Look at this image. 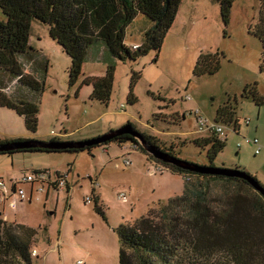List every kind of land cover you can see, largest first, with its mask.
<instances>
[{
	"label": "rangeland",
	"instance_id": "obj_1",
	"mask_svg": "<svg viewBox=\"0 0 264 264\" xmlns=\"http://www.w3.org/2000/svg\"><path fill=\"white\" fill-rule=\"evenodd\" d=\"M260 6L259 0H236L225 27L213 0H184L157 62H153L154 53L135 64L107 56V63L87 60L74 86L69 85L70 58L51 39L48 26L33 22V59L22 57L21 62L26 73L45 84L34 138L50 142L55 132L68 142H83L130 123L141 134L157 139L161 147L174 146L180 159L208 165L206 151L193 144L206 135L197 132V118L214 122L217 109L232 100L238 103L240 127L227 131L226 148L214 166L240 167L250 174L260 168L263 174L264 107L258 112L252 102L242 99L244 88L255 83L264 95L262 45L250 34L258 23ZM151 26L146 17L138 16L126 30V45L137 48ZM217 51L225 56L220 71L195 77L199 54ZM109 64L115 67V79L110 102L105 105L90 100L92 88L83 81L105 75ZM7 92L16 95V83ZM131 93L137 99L134 105L128 103ZM245 119L250 120L249 127L244 126ZM24 123L14 111L0 108V141L31 137ZM253 139L260 141L258 156H254L257 144ZM238 142L242 143L240 150ZM157 167L134 144L112 143L91 153L0 155V179L6 186L0 190V212L9 224L37 231L33 264H119L120 244L114 230L122 224L134 225L150 214L158 219L160 208L183 194L185 178L160 173ZM41 171L52 181L63 176L69 194L66 186L46 188L45 193H34L30 201L14 202L13 183ZM22 187L29 194L30 185ZM96 198L107 222L96 212Z\"/></svg>",
	"mask_w": 264,
	"mask_h": 264
},
{
	"label": "trees",
	"instance_id": "obj_2",
	"mask_svg": "<svg viewBox=\"0 0 264 264\" xmlns=\"http://www.w3.org/2000/svg\"><path fill=\"white\" fill-rule=\"evenodd\" d=\"M183 1L0 0V108L14 111L23 118L27 136H31L0 141V147L41 141L34 137L37 135L39 102L45 84L33 74L26 73L21 62L22 57L33 59L31 56L35 51L30 45L33 22L48 26L51 39L70 58L69 85L74 86L87 60L107 63V56L124 64H135L140 58L154 53L153 62H157L165 37ZM213 1L219 6L224 26H228L236 0ZM259 1L258 23L250 34L260 41L264 58V0ZM140 15L146 17L152 26L144 33L142 43L134 49L125 43L126 30ZM223 57L220 51L206 54L201 52L193 68V75L204 77L217 74ZM261 70L264 71V64ZM114 75L115 67L109 64L105 75L89 77L83 81V85L92 88L91 101L105 105L110 102ZM14 83L18 93L10 96L7 89ZM242 99L252 102L258 111L264 107V95L259 92L256 83L244 88ZM136 102L137 99L131 93L128 103L134 105ZM247 120L243 123L246 124ZM214 122L229 128H239L241 121L237 101L229 100L221 105L216 111ZM128 125L135 129L132 124ZM142 135L160 151L179 158L174 146L161 147L157 139ZM50 141L68 142L63 136H54ZM112 143L118 146L134 144L149 159L162 164V172L185 178L183 194L171 199L169 206L160 208L161 217L155 219L150 214L138 219L134 225L122 224L114 230L120 244L119 264H264V196L243 178L193 173L162 163L147 154L129 134L118 135L84 149L31 148L0 152V155L91 153L98 147ZM193 144L206 151L209 164L202 166L215 167L214 162L226 148L227 139L221 140L216 134H209L195 139ZM235 170L244 172L264 188L249 172L240 168ZM59 177L64 178L57 175L56 180ZM46 188L53 187L47 185L45 191ZM66 188L69 194L67 182ZM94 204L97 214L107 222L106 214L98 206V198ZM36 236V230L9 224L0 212V264H33L32 247Z\"/></svg>",
	"mask_w": 264,
	"mask_h": 264
},
{
	"label": "water",
	"instance_id": "obj_3",
	"mask_svg": "<svg viewBox=\"0 0 264 264\" xmlns=\"http://www.w3.org/2000/svg\"><path fill=\"white\" fill-rule=\"evenodd\" d=\"M122 134H129L132 137H134L137 140L138 144L146 151V153L150 154L152 157H154L155 159L159 160L162 163L174 165L176 167H179L180 169L190 171L193 173H200L204 175L240 177L248 181L257 192H259L264 196V188L258 183L252 181L249 177L245 175L244 172L241 171L239 172L235 169H219L216 167L201 166L173 157L169 154L160 151V149L157 148L156 146L149 144L144 139L143 135L140 132L133 129V127L129 125L128 126L126 125L118 130H115L112 133H108L99 138L89 141H83V142L27 141L25 143H12L0 147V152H8L11 150L31 149V148L48 149V150L84 149L92 145L102 144L110 140L111 138Z\"/></svg>",
	"mask_w": 264,
	"mask_h": 264
},
{
	"label": "built area",
	"instance_id": "obj_4",
	"mask_svg": "<svg viewBox=\"0 0 264 264\" xmlns=\"http://www.w3.org/2000/svg\"><path fill=\"white\" fill-rule=\"evenodd\" d=\"M135 49V48H134ZM188 100V98H187ZM198 113V111L196 112ZM198 120V126H197V132L200 133V135H209V134H216L221 140L227 139L228 138V133L227 131H230L231 128L224 126V125H220L217 124L215 122H211L208 121L206 119H204L203 117L199 116L197 118ZM250 124V120L246 121V125L248 126ZM53 136H56V134L54 132L51 133ZM250 142L249 140L247 141V143ZM253 143L257 144V149H256V154H259L261 149V145L259 143L258 139H253ZM241 144L239 143L237 144V149L241 148ZM157 170L160 171V173L162 172V167H157ZM66 179L59 177L56 181H52L50 176L44 172H40L39 174H29L27 176H24L21 180V182L17 183L14 182L13 186L10 187L11 190H13V195H14V202L16 201H30L32 200V195H34V193H45V186L49 185L52 186L54 188H56L57 190L60 189H64V187L66 186ZM30 185V192L29 194L27 193V191L25 190V188L22 187V185ZM94 186H97V183L94 184ZM6 186L4 184V181H2L0 179V190L4 189ZM5 191H7V189H5ZM17 198V199H16ZM34 253V252H33Z\"/></svg>",
	"mask_w": 264,
	"mask_h": 264
},
{
	"label": "crops",
	"instance_id": "obj_5",
	"mask_svg": "<svg viewBox=\"0 0 264 264\" xmlns=\"http://www.w3.org/2000/svg\"><path fill=\"white\" fill-rule=\"evenodd\" d=\"M259 112V111H258ZM251 126V125H250ZM247 127H249V126H247ZM241 131V130H240ZM35 139H37V138H35ZM39 139V138H38ZM259 143H260V141H259ZM240 150V149H239ZM255 152H256V148H255V150H254V156H258V155H256L255 154ZM261 154V153H260ZM259 154V155H260ZM263 163H261V165H262ZM263 167H264V164H263ZM238 168V167H237ZM240 168V167H239ZM242 169V168H241ZM244 170V169H243ZM245 171H247V170H245ZM263 171H264V168H263ZM253 176H255L258 180H259V182L262 184V185H264V172H263V174H262V171L260 170V168H258L257 170H256V172H254L253 174H252Z\"/></svg>",
	"mask_w": 264,
	"mask_h": 264
},
{
	"label": "flooded vegetation",
	"instance_id": "obj_6",
	"mask_svg": "<svg viewBox=\"0 0 264 264\" xmlns=\"http://www.w3.org/2000/svg\"><path fill=\"white\" fill-rule=\"evenodd\" d=\"M156 160H157V159H156ZM158 161H159V160H158ZM157 165L160 166V167H162V164H160V163H157Z\"/></svg>",
	"mask_w": 264,
	"mask_h": 264
},
{
	"label": "bare ground",
	"instance_id": "obj_7",
	"mask_svg": "<svg viewBox=\"0 0 264 264\" xmlns=\"http://www.w3.org/2000/svg\"><path fill=\"white\" fill-rule=\"evenodd\" d=\"M244 124V123H243ZM244 126H246L247 127V125L246 124H244Z\"/></svg>",
	"mask_w": 264,
	"mask_h": 264
}]
</instances>
